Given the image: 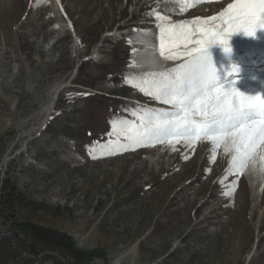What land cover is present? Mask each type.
Masks as SVG:
<instances>
[{"label": "rangeland", "instance_id": "1", "mask_svg": "<svg viewBox=\"0 0 264 264\" xmlns=\"http://www.w3.org/2000/svg\"><path fill=\"white\" fill-rule=\"evenodd\" d=\"M234 2L0 0V264H264L261 141L238 167L206 137L126 134L164 104L147 94L158 73L130 65L131 32L195 36Z\"/></svg>", "mask_w": 264, "mask_h": 264}, {"label": "snow or ice", "instance_id": "2", "mask_svg": "<svg viewBox=\"0 0 264 264\" xmlns=\"http://www.w3.org/2000/svg\"><path fill=\"white\" fill-rule=\"evenodd\" d=\"M219 25L199 28L202 39L186 54L189 59L167 72L153 74L159 79L146 82L147 94L172 106L142 116L138 129L126 130L130 142L153 138L185 137L193 141L206 137L215 147L225 144L234 150L233 161L242 166L256 144L264 141V95L245 94L233 83H220L209 52V45L219 43L231 51L230 35L243 32L255 36L264 29V0H236L220 13ZM227 29V31H226ZM197 31L185 23L160 25V50L192 43ZM233 72L239 69L235 66ZM143 90V89H142Z\"/></svg>", "mask_w": 264, "mask_h": 264}, {"label": "bare ground", "instance_id": "3", "mask_svg": "<svg viewBox=\"0 0 264 264\" xmlns=\"http://www.w3.org/2000/svg\"><path fill=\"white\" fill-rule=\"evenodd\" d=\"M143 28L146 29V30H143V31L139 32V34H138V36L136 38L135 37H132V38L133 39H137V38L141 37L144 41H153V42H151L152 44L149 43V45H147V46H141V45L139 46L138 45L134 49V52H132L133 56L131 58L130 65L132 67H139L140 69H144V71L147 72V70L150 69V68L162 69V67L167 63V65H166L167 67L164 70L158 71L157 73H161V72L169 70V68H168V65L170 64L169 62L172 61L174 58H176V57H173L174 55L170 51L172 48H168L166 46L164 53L161 54V50H160V34H158V32H157L156 35L152 34V31H154L156 29L149 30L151 28V26L150 27H141V28H138V29H143ZM200 39H202L201 33L191 37L192 43H189L187 45L182 44L181 47H180L182 49V52L181 53L178 52V53H180V54H182L184 56L187 55L186 53L188 51H190L193 47H197L198 46L195 43V41L200 40ZM229 39H230V45L231 46H234L236 44H239V45H244L246 43L249 44V43H252L251 41H253L255 39L263 41L264 40V29H258L255 36H248L245 33H243L242 31L241 32L232 33L230 35ZM155 43H156V45H155ZM157 43H158V45H157ZM218 49H220L221 51L224 50V48H223V46L221 44L216 43V44L209 45L207 51L208 52L211 51L212 53L214 52V54H216V50L218 51ZM233 49H234V47H233ZM220 56H223V55L219 54V52H217V55H214L213 58L211 57V59L215 60V59L219 58ZM187 57H188V55H187ZM215 57H217V58H215ZM258 61L261 62L262 64H264L263 59H259ZM224 63L225 62H222V64H224ZM245 63L239 64V71L236 72V73H232L233 72L232 71L233 68L230 70L229 69L230 68L229 65H225L224 64L225 67H223V65H220L221 63L217 64V65L220 66L219 69H218L220 71H218V73H220V72H221V74L223 73V75L219 76L220 77V83L224 82L223 84L225 86H232L233 83H234L237 88L244 89L243 91H245V94H250V95L262 94V95H264V79L260 78V77H257V76L248 75L244 71L241 70V68H243L242 65H246V67L250 68L251 65H253V64L257 65V63H254L253 61H245ZM151 73H156V72H151ZM231 74H233V76H231ZM232 78L235 79L234 80L235 82L227 83L228 79H232ZM223 79H225V81H223ZM259 81H262V84H260ZM62 85H63V82L59 83V85H57L52 90L51 95L49 96V99H48V102H47L46 106L42 109V111H40L41 112L40 116H41V119H42L41 126L45 122H47V119H48V117H49V115H50V113H51V111H52V109L54 107L55 100H57V95H58L59 92H61L59 90H61ZM153 107L156 108V109L172 110V106L161 104V103H154L152 105V108ZM260 143L262 144V146H261L262 148L261 149L264 150V141H261ZM255 149H257V147H255ZM253 154H254V152H253ZM220 159H221V157H220ZM246 175L249 176L248 175V171H246ZM256 186H258V185H256ZM98 262H100V261L97 260V259L94 260V263H98Z\"/></svg>", "mask_w": 264, "mask_h": 264}, {"label": "water", "instance_id": "4", "mask_svg": "<svg viewBox=\"0 0 264 264\" xmlns=\"http://www.w3.org/2000/svg\"><path fill=\"white\" fill-rule=\"evenodd\" d=\"M8 233H13L12 231H4L2 232L0 238L4 235V234H8ZM18 237V234L17 233H14V237L10 240V245H12V241L15 240L16 238ZM54 253H57L58 256H60V258L64 261V262H67L66 259L61 256L58 252H54ZM18 259V258H17ZM39 259V258H38ZM95 259L99 260L100 262H102L103 264H107L101 257H95ZM94 259V260H95ZM38 261V260H37ZM92 264H96L94 263V261L92 262Z\"/></svg>", "mask_w": 264, "mask_h": 264}, {"label": "trees", "instance_id": "5", "mask_svg": "<svg viewBox=\"0 0 264 264\" xmlns=\"http://www.w3.org/2000/svg\"><path fill=\"white\" fill-rule=\"evenodd\" d=\"M129 50H130V48H129L128 51L126 52V53H127V57H129V54H130V53H129V52H130ZM113 102L115 103V99H114V98H113Z\"/></svg>", "mask_w": 264, "mask_h": 264}]
</instances>
